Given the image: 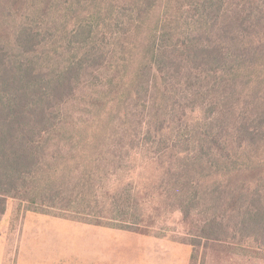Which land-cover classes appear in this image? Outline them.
I'll list each match as a JSON object with an SVG mask.
<instances>
[{
    "label": "rangeland",
    "instance_id": "obj_1",
    "mask_svg": "<svg viewBox=\"0 0 264 264\" xmlns=\"http://www.w3.org/2000/svg\"><path fill=\"white\" fill-rule=\"evenodd\" d=\"M220 5L215 0H0V51L7 57L26 58L16 36L27 27L45 43L34 55L37 73L84 66L74 95L57 104L55 121L58 134L88 140L60 137L46 148L38 181L47 198L62 195L48 200L57 209L42 210L57 216L38 213L40 207L23 199H8L0 215V264H77L82 250L75 243L83 241V232L72 224L107 222L103 218L112 217L108 209L118 190L144 201L141 221L149 233H108L106 264H264L262 256L214 243L201 246L194 261L193 236L215 204L191 200L193 214L185 221L181 194L170 186L174 178L164 175L167 167L183 164L163 154L175 145L192 150L193 129L201 130L214 117L203 98L206 84L190 82L176 54L192 43V35L202 34L196 20H215ZM98 45L91 63H82L85 51ZM154 48L174 51L173 56L156 63ZM155 115L167 120L161 132ZM248 166L246 176L264 180V150L254 153ZM225 171L206 174L215 180ZM87 181L90 191L83 186Z\"/></svg>",
    "mask_w": 264,
    "mask_h": 264
},
{
    "label": "trees",
    "instance_id": "obj_2",
    "mask_svg": "<svg viewBox=\"0 0 264 264\" xmlns=\"http://www.w3.org/2000/svg\"><path fill=\"white\" fill-rule=\"evenodd\" d=\"M235 1L215 0L221 3L215 20H196L202 34L192 35V43L182 45V51L176 54V59L186 65L188 80L206 84L207 95L203 98L214 111V117L201 130L193 129L192 150H177L175 145L168 154H163L183 164L167 167L164 175L174 178L170 186L181 194L178 205L185 221L193 214L191 200L201 198L215 204L212 214L200 222L198 234L193 236L196 239V243H191L194 261L198 249L203 245L207 249L209 243L264 257V180L246 176L247 170H244L254 153L264 150V0ZM30 30L26 27L23 34L16 36L18 46L26 50L27 59L7 57L0 51V215L4 214L9 198H20L40 207L38 213L57 216L42 209H57V206H48V200L54 201L62 193L47 198L45 185L38 179L42 181L41 173L47 162L45 151L52 141L63 137L71 142L88 143L83 136L58 134L55 121L57 104L74 95L78 89L76 79H82L84 66L81 71L70 64L47 75L37 73L32 67L36 63L34 55L45 43L40 33ZM215 31L218 34L214 35ZM98 48L99 45L86 50L82 63H91ZM153 52L159 63L172 57L174 51L154 48ZM161 67L160 71L164 72L166 66ZM225 116L227 120L223 122ZM155 119L157 130L163 131L167 120L157 115ZM220 168L227 172L219 179L213 180L206 174ZM46 181L43 178L45 184ZM83 186L87 191L92 190L89 181ZM193 193L196 199H192ZM117 196L108 209L112 217L103 218L107 222H84L149 233V227L143 228L141 221L144 201L138 195L131 200V194L124 195L120 190ZM188 200L192 205H187ZM78 201L75 203L81 206ZM129 215L133 217L131 220L126 217Z\"/></svg>",
    "mask_w": 264,
    "mask_h": 264
},
{
    "label": "crops",
    "instance_id": "obj_3",
    "mask_svg": "<svg viewBox=\"0 0 264 264\" xmlns=\"http://www.w3.org/2000/svg\"><path fill=\"white\" fill-rule=\"evenodd\" d=\"M72 225H77V228L83 232V241L75 243L82 250V253H78L81 258L77 264H106L108 255L106 237L108 233L120 234V237H129L128 235H130L128 231L108 229L92 224L73 223Z\"/></svg>",
    "mask_w": 264,
    "mask_h": 264
}]
</instances>
